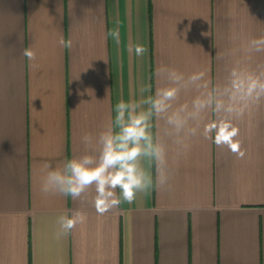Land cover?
<instances>
[{
  "label": "crops",
  "instance_id": "1",
  "mask_svg": "<svg viewBox=\"0 0 264 264\" xmlns=\"http://www.w3.org/2000/svg\"><path fill=\"white\" fill-rule=\"evenodd\" d=\"M262 36L264 0H0V264H264V98L236 122L242 159L191 135L193 121L177 135L154 116L164 187L103 215L94 191H40L42 165L83 154L81 137L107 127L120 99L170 86L158 67L205 70L207 89L177 85L174 108L191 109L232 67L264 71V52L248 50ZM77 210L85 221L60 234L57 217Z\"/></svg>",
  "mask_w": 264,
  "mask_h": 264
},
{
  "label": "clouds",
  "instance_id": "2",
  "mask_svg": "<svg viewBox=\"0 0 264 264\" xmlns=\"http://www.w3.org/2000/svg\"><path fill=\"white\" fill-rule=\"evenodd\" d=\"M117 44L120 31L114 28L107 34ZM63 47L71 48V39L59 40ZM250 52H264V36L248 42ZM128 51L143 56L147 48L143 44L129 45ZM29 61L36 59L31 47L23 50ZM156 76L166 78L170 86L152 85L140 88L141 98L125 101L120 99L114 106V117L107 127L96 136L85 134L81 141L85 151L79 156L65 158L53 165L45 162L41 171L40 191L44 194L61 195L75 200H83L94 191L92 205L98 214H105L117 208L122 202L132 203L138 194L148 195L153 187L162 188L169 181L167 150L164 143L154 139L153 117L163 118L177 135L186 129L189 121L195 126L187 131L201 135L220 148L243 158L240 128L236 123L242 119L253 102L264 98V71L232 67L227 82L213 86L210 91L196 96L191 109L186 103L174 108L178 101L180 87L195 85L207 89L211 81L206 79L205 70L192 72L185 78L183 72L175 68L160 66ZM148 95H143L144 93ZM211 112V118L205 114ZM119 190V194L117 193ZM81 211L57 217L59 233L71 232L77 224L85 221Z\"/></svg>",
  "mask_w": 264,
  "mask_h": 264
}]
</instances>
